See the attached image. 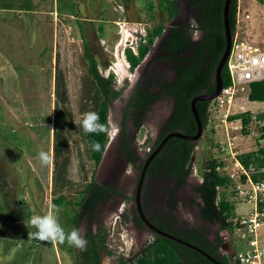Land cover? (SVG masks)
<instances>
[{"label": "rangeland", "instance_id": "374dc122", "mask_svg": "<svg viewBox=\"0 0 264 264\" xmlns=\"http://www.w3.org/2000/svg\"><path fill=\"white\" fill-rule=\"evenodd\" d=\"M4 1L6 6L0 10V76L5 79L3 85L0 81V264H75L77 247L67 242L53 245L29 239V232L35 231L29 221L34 215H44L59 209L58 219L66 232L78 228L85 237L90 225L86 215L80 218L78 226L75 223L80 209L78 203L83 198V185L79 184L67 191L62 206L53 202L57 197L53 192V174L55 122L57 116L60 117L59 120L62 119L59 109H67V119L60 122L75 125L69 135V177L77 183L82 182L83 170L80 172L79 154H82L87 163L89 179L93 167L86 156V143L80 126L84 115L82 106L88 72L86 43L90 45L91 57L97 60L101 72L106 76L111 72L115 73L114 87L120 91V96L110 102V121L116 132L106 158L107 165L100 168L95 178L99 182L109 179L111 168L114 167L112 163L117 161L118 172L121 173L118 187L130 196L128 201L117 197V209L112 211L109 218L103 214L99 219L111 231L110 243L117 253H123L127 257L137 254L142 247L131 222L136 214L135 189L141 162L134 166L125 160L120 161L117 138L128 99L138 81L143 77L150 79L160 72H165L170 77L174 74L171 62L159 59L164 40L161 36L155 39L150 54L137 69H130L125 55L126 47L136 49L138 43L147 37L148 29H152L163 18L159 11V1ZM186 1L190 0H180L181 12L172 22L166 21L167 27L186 19L193 24L197 23L190 16ZM236 31L240 36L264 47V0H238ZM199 37L200 33L194 31L193 38ZM58 81H62L65 87L67 102L64 105L61 96L56 93ZM172 105V99L164 97L150 109L138 131L132 126L128 128L131 144L142 159L148 155L160 136L163 123L158 125L155 122L159 112H163L166 118ZM250 105L253 108L258 105V108H254L258 112L264 109V103L248 102L247 107ZM218 122L222 124L219 131L209 125L196 141L187 192L181 194L177 191L181 207L187 205L190 197L199 201L195 187L203 181L207 160H223V172L233 166L231 149L225 144V150H219L220 140L224 143L229 139L235 140L237 147L234 150L237 153L254 150L259 144H264V139L260 138V124L256 120L250 125L249 133H245L241 127L233 128L231 121ZM148 137L151 138L149 143ZM41 150L52 155L50 166L41 165L38 159V152ZM161 180L162 191L164 187L174 184L167 179ZM230 189L219 188L220 195ZM153 190L151 194L155 196L156 190ZM157 205L161 209L165 207L161 202ZM108 207L105 206L102 212ZM194 214L189 212L186 216L194 221ZM124 216L128 217L127 222H124ZM179 224L183 227L190 226L186 223ZM93 225L94 223L92 228ZM146 235L151 237L154 233L145 229L141 237ZM222 235L225 246L220 253L234 251L229 234L224 232ZM114 259L115 256L109 257L107 263H112Z\"/></svg>", "mask_w": 264, "mask_h": 264}, {"label": "trees", "instance_id": "16d2710c", "mask_svg": "<svg viewBox=\"0 0 264 264\" xmlns=\"http://www.w3.org/2000/svg\"><path fill=\"white\" fill-rule=\"evenodd\" d=\"M130 1V0H125ZM159 11L163 18L152 29H148L147 37L138 43L136 49L132 46L125 48L126 59L133 71L149 53L155 39L161 36L167 28L166 21H172L179 12L180 0H158ZM192 7H198L196 13V24L189 20L176 23L171 26L164 38L161 49L162 54L159 59L170 61L173 69V76H167L165 72L157 75L154 79L143 77L135 85L129 98L124 113V126L127 120L133 119L137 129L143 125L144 115L149 105L160 99L163 93L174 99V111L169 118L166 126L160 134L157 142L150 149L148 155L161 143L163 138L171 131L181 130L187 134L197 132V121L192 111V100L195 96L202 93H212L215 90L216 67L223 55L226 47V35L224 26V6L225 0H193ZM229 21L233 34L238 25V0H232L229 9ZM200 31L202 35L198 39L193 38V32ZM90 45L85 44V60L87 63V76L85 79L86 93L83 97L84 103L82 110L84 113L94 111L99 114L100 122L110 124L108 121L110 102L120 96V91L115 89V73L111 72L108 76L104 75L95 58L91 57ZM145 75V74H144ZM223 84L231 82L230 72L227 64L222 72ZM155 88V90H153ZM57 95L61 96L63 105L67 102V95L62 81L57 82ZM251 100L264 101V79L254 81L251 84L249 93ZM210 101L198 100L197 110L202 123L205 127L210 125L208 106ZM62 119H67L65 112L67 109H59ZM69 111V110H68ZM69 115L71 113L69 111ZM240 117L243 123V131L250 132V125L254 120L260 124V138L264 139V110L252 117L250 112L232 115L230 119ZM60 117L56 118V142L54 145L55 168L53 174V192L57 197L53 202L57 206L65 203V194L77 185H83L81 193L82 200L78 203L80 209L76 214L75 223L78 226L80 218L88 216L89 224L92 225L99 212V205L106 202L107 198L113 194L122 196L129 200L130 196L118 190L116 186L100 183L96 180L98 165L102 159L105 148L109 142V136L105 133L83 134L86 143V156L93 163L91 176L86 170V161L82 154H79L80 172L83 170L82 182L77 183L69 177L70 164V138L71 128L74 123H61ZM151 140L147 139V143ZM99 142L102 146L100 152H93L90 145ZM195 141L186 140L180 137H171L150 162L147 173L155 172L161 168L166 179L174 182L169 186L168 207L169 211L164 212L170 218L172 224L166 225V221L159 217L154 218L160 227L166 231L178 235L202 248L209 254L216 257L223 264H238L235 260V253L219 255L220 248L224 243V238L220 236L221 231H232L231 217L235 214V206L230 202L226 195L227 191L220 195L219 188H226L230 180L226 172L218 169L223 166L224 161L218 158H211L206 161V170L203 181L195 187L196 194L200 198L197 201L204 219L219 225L218 236L213 241H207L204 234L192 233L179 229L175 226L176 195L175 188L191 172ZM124 149L129 152V159L132 165L137 166L141 162V169L147 159L141 158L130 147L129 142H125ZM237 157L247 167L254 166L256 169L264 167V144H259L258 148L250 151L238 153ZM254 179H258L261 173H254ZM190 202L195 199L190 197ZM163 210V209H161ZM155 219V220H154ZM128 217L124 216V222ZM137 225L141 226L144 220L139 217L135 219ZM111 231L102 223H98L96 230L90 228L85 233L87 241L86 248H78L79 264H108L107 260L111 256L115 259L110 264H216L198 250L191 248L168 236L158 234L148 241V246L144 252L139 253L135 258H126L123 253H117L110 243Z\"/></svg>", "mask_w": 264, "mask_h": 264}, {"label": "built area", "instance_id": "2783aa9c", "mask_svg": "<svg viewBox=\"0 0 264 264\" xmlns=\"http://www.w3.org/2000/svg\"><path fill=\"white\" fill-rule=\"evenodd\" d=\"M226 64L231 82L223 84L208 106L209 123L216 131L222 125L218 121H231L233 128H242V119H230L232 115L250 112L256 118L258 111L251 105L247 107V103L257 101L250 99L251 84L264 79V47L236 31ZM225 144L231 149L233 160V166L226 171L230 180L226 189L231 188L226 197L235 206V214L230 219L233 230L229 231L235 249L234 260L238 264H264V167L245 166L234 150L237 147L235 140L229 139L226 143L220 140L218 149L225 150ZM218 169H221L220 165ZM254 173H261V176L254 179Z\"/></svg>", "mask_w": 264, "mask_h": 264}, {"label": "flooded vegetation", "instance_id": "af4514ba", "mask_svg": "<svg viewBox=\"0 0 264 264\" xmlns=\"http://www.w3.org/2000/svg\"><path fill=\"white\" fill-rule=\"evenodd\" d=\"M185 1V0H184ZM193 0H190L189 2H185V5H186V7H188V9L190 10V16H192V17H194V19L196 20V13L199 11V9H198V7H192L190 4H191V2H192ZM180 12H181V7H180V10H179V12L175 15V17H177L179 14H180ZM174 17V18H175ZM173 18V19H174ZM187 20V19H186ZM173 21V20H172ZM171 21V22H172ZM199 33H200V37H201V35H202V32H200L199 31ZM199 37V38H200ZM162 45V44H161ZM161 51H162V49H161ZM162 61H163V59H161ZM156 61H160V60H156ZM162 72H160V73H157V74H154V75H152L151 77H150V79H154L157 75L159 76L160 74H161ZM145 74H147V73H145ZM168 76V75H167ZM153 90H155V88L153 89ZM132 94V93H131ZM131 96V95H130ZM164 97H167V98H170V99H172V102H173V105H172V109H171V112H170V114L165 118V114L163 113V112H159V114H158V116H157V121H155L158 125H160V123H163V125H162V127H161V132H160V134L162 133V131H163V129H164V127L166 126V124H167V122H168V120H169V118L171 117V115H172V113H173V111H174V99L171 97V96H169V95H167L166 93H163L162 94V96H161V98L160 99H158V100H156V101H154V102H152L150 105H149V107H148V109L146 110V113H145V115H144V120H143V122L145 121V119L148 117L147 115H148V112L150 111V109H152L160 100H162ZM130 98V97H129ZM128 101H129V99H128ZM128 104V103H127ZM125 113V112H124ZM124 113H123V119H122V123H121V126H120V131H119V133H118V138H117V145H118V150H119V155H120V161H123V160H125L126 162H129L130 164H131V162H130V159H129V152L128 151H126V149H124L123 147H124V144H125V142L127 141V142H129V144H130V147L132 148V149H134V151L137 153V151H136V149H135V147H133L132 146V144H131V139H130V137H129V135H128V128L130 127V126H132L133 128H134V130H136V131H138L139 129H137L136 128V126H135V123H134V121H133V119H130V120H127V122H126V126H125V131H126V133L125 132H123V126H124ZM156 119V118H155ZM138 154V153H137ZM148 156V155H147ZM107 160V159H106ZM105 160V162H104V164L102 165V166H106L107 165V161ZM117 162V161H116ZM112 163V165L114 164V167L112 166V168H111V177L109 178V179H104L102 182H100V183H103V184H108V183H110L111 185H113V186H116V188L118 189V190H120L119 189V187H118V182H119V176H120V174H119V169H118V164L117 163ZM100 164V163H99ZM115 165H116V167H115ZM122 165H123V163H122ZM122 165H120V167H123ZM101 165H98V168H97V173L96 174H98V172H99V170H100V168L102 167ZM122 171V170H121ZM140 176V175H139ZM138 179H139V177H138ZM161 179H163V181L166 179V177H165V175H163V173H162V170H161V168H159L157 171H155V172H148L147 174H146V177H145V181H144V184H143V188H142V194H141V206H142V208H143V211H144V213H145V215L151 220V222L153 223V224H155L156 226H158V227H160V224L158 223V222H154L153 221V217L154 218H157V217H159L160 219H163L164 221H166V225L168 226V225H170V224H172V222L170 221V218H169V216L167 215V214H165L164 212H167V211H169V207H168V198H169V193H168V189H169V185L167 186V187H164V189H163V191H162V188L163 187H161V184H160V181H162ZM155 181H156V183H157V185H155ZM158 181H159V183H158ZM190 181H191V179H190V174H188L185 178H184V180L180 183V184H178L177 186H176V188H175V195H176V201H175V203H176V209H175V222H176V224H175V226L177 227V228H179V229H182V230H186V231H191L192 233H197V231L198 230H200V233L199 234H204L205 235V238H206V240L207 241H213L214 240V238L215 237H217L218 236V231H219V225L217 224V223H213V222H211V221H209V220H207V219H204L203 217H202V214H201V209H200V207H199V205L197 204V200H196V198H194L195 199V201L194 202H190V198L188 199V203H187V205L186 206H184V207H181V206H179V197H178V195H177V191H179L181 194H183V193H186L187 192V189H188V186H189V183H190ZM202 182V181H201ZM138 183V182H137ZM152 185H154V186H152ZM197 186V185H196ZM153 188L156 190V194H155V196H152V192L154 191L153 190ZM136 189H137V186H136ZM136 189H135V201H136ZM120 191H122V190H120ZM122 192H124V191H122ZM195 192H196V190H195ZM125 193V192H124ZM126 194V193H125ZM128 195V194H127ZM197 195V194H196ZM120 197V198H123L122 196H119V195H117V194H113V195H111V196H109L108 198H107V200H106V202L105 203H103V204H100L99 205V209H98V212H99V214H98V216H97V218H96V220H95V222L94 223H97L98 224V222L100 223L101 222V220L99 219L100 218V216L102 215V209L106 206V207H108L109 209H112V211L113 210H115V209H117L116 208V199H118V198ZM199 198V197H198ZM124 199V198H123ZM125 200V199H124ZM199 200H200V198H199ZM125 201H128V200H125ZM159 202H161V203H164V209L163 210H161V208L157 205ZM119 207V206H118ZM196 207H197V210H196ZM135 211H136V214L133 216V218H132V222H131V225H132V227L137 231V236H138V238H142L141 237V235H143V232H144V230L145 229H147V231L149 232H152V233H154V236L152 235V237L151 238H153V237H155V236H157L159 233H157L156 231H154L150 226H148L145 222L143 223V224H141V226H139V225H137V223L135 222V219L136 218H139V217H141L142 218V216H141V214H140V211H139V207H138V204H137V201H136V209H135ZM197 213H196V212ZM189 212H194L195 214H194V221H191L186 215H187V213H189ZM108 217V216H107ZM109 218V217H108ZM143 219V218H142ZM155 220V219H154ZM199 220H201L202 221V224H200V221ZM179 223H182V224H188V225H190L189 227H187V226H180V224ZM214 227H215V229H214ZM160 228H162V227H160ZM162 229H164V228H162ZM165 230V229H164ZM228 233L229 234V236H230V233H229V231L228 230H226V231H221L220 232V236L221 237H223V233ZM171 233V232H170ZM199 234L197 233V235L199 236ZM176 235V234H175ZM196 235V234H195ZM196 235V236H197ZM178 236V235H177ZM150 238V239H151ZM224 238V237H223ZM150 239L149 240H147L146 242H144L143 243V245H142V249L140 250V251H138V253L137 254H135V255H132V256H129V257H127L126 255H124L126 258H135L139 253H141V252H144L145 251V249L147 248V246H148V241H150ZM231 241H232V239H231ZM232 245H233V241H232ZM225 246V241H224V243L222 244V246H221V248H220V251H219V255L220 256H222L223 254H226V255H228V254H230V253H232V252H226V253H220L221 252V250H222V248ZM232 249H233V246H232Z\"/></svg>", "mask_w": 264, "mask_h": 264}, {"label": "water", "instance_id": "95a60500", "mask_svg": "<svg viewBox=\"0 0 264 264\" xmlns=\"http://www.w3.org/2000/svg\"><path fill=\"white\" fill-rule=\"evenodd\" d=\"M231 1L232 0H225V6H224V26H225V35H226V47H225V50L223 52V55L222 57L220 58L218 64H217V67H216V75H215V90L212 92V93H202V94H199L197 96H195L192 100V111L194 113V116H195V119L197 121V132L193 135L191 134H187V133H184L182 132L181 130H175V131H171L169 132L164 138L163 140L161 141V143L148 155L142 169H141V172H140V176H139V179H138V183H137V189H136V201H137V204H138V207H139V211H140V214L144 220V222L150 226L154 231H156L157 233L161 234V235H165V236H168L174 240H177L178 242H181L191 248H194L196 250H198L200 253H202L203 255H205L208 259H210L211 261H213L214 263L216 264H223L220 260H218L216 257H214L213 255L209 254L208 252H206L205 250H203L202 248L198 247L197 245H195L194 243L190 242V241H187L173 233H170L158 226H156L155 224H153L151 222V220L145 215L144 211H143V208L141 206V194H142V188H143V184H144V181H145V177H146V174H147V169H148V166L150 164V162L152 161V159L159 153V151L162 149V147L164 146V144L173 136H176V137H180V138H183V139H186V140H191V141H197L199 140L202 135H203V132H204V129H205V126L203 125L202 123V120L199 116V113H198V110H197V106H196V102L198 100H206V101H210L212 100L213 98H215L221 91L222 87H223V79H222V72H223V69L226 65V62H227V59H228V56L230 54V51H231V46H232V40H233V32H232V29H231V26H230V21H229V9H230V5H231ZM171 26H173V23L171 25H169L163 32V34L161 35V38L164 39L168 33V31L170 30ZM151 51V49H150ZM150 51L149 53L146 55V57L144 58V60L148 57V55L150 54ZM143 60V61H144ZM142 61V62H143ZM141 62V63H142ZM141 63L139 65H141ZM138 65V66H139ZM137 66V67H138ZM137 67L135 69H137ZM108 121L111 125V121H110V108H109V115H108ZM112 141H113V137L109 138V142L105 148V151H104V154L102 156V159L100 161V164L99 165H103L109 152H110V148H111V145H112Z\"/></svg>", "mask_w": 264, "mask_h": 264}, {"label": "clouds", "instance_id": "9594fccd", "mask_svg": "<svg viewBox=\"0 0 264 264\" xmlns=\"http://www.w3.org/2000/svg\"><path fill=\"white\" fill-rule=\"evenodd\" d=\"M80 126L86 134L105 133L111 138L116 132L110 124L101 123L99 114L94 111L84 113ZM90 148L93 152H100L102 146L99 142H93ZM38 159L42 166H50L53 161L52 155L43 150L38 152ZM58 212L59 209H57L56 212L49 211L44 215L32 216L29 223L35 231L29 232V239L50 242L53 245L67 242L71 246L84 250L87 241L81 235V230L74 228L70 232H66L59 222Z\"/></svg>", "mask_w": 264, "mask_h": 264}, {"label": "crops", "instance_id": "0c3cea01", "mask_svg": "<svg viewBox=\"0 0 264 264\" xmlns=\"http://www.w3.org/2000/svg\"><path fill=\"white\" fill-rule=\"evenodd\" d=\"M6 5H5V1L4 0H0V10H3V8L5 7ZM0 73H1V71H0ZM12 76V75H11ZM13 77V76H12ZM14 78V77H13ZM0 81H2V85L4 84V82H5V79L3 78V77H1L0 76ZM0 85H1V82H0ZM255 103H264V101H259L258 102V100L255 102ZM254 103V104H255ZM259 106L258 105H255V107L254 108H258ZM264 109H261V111H263ZM106 211H104V212H102V215L104 214V216H108V217H110L111 216V213H112V209H109V208H107V209H105ZM101 215V216H102ZM90 226V227H89ZM90 228H92V226L91 225H88V228L86 229V232L90 229ZM96 228H97V223H94V225H93V230H96ZM85 232V233H86ZM152 237V236H151ZM151 237H149L148 235H146V236H144V237H142V238H138L139 239V244H140V246L142 247V245H143V243L144 242H146L147 240H149ZM85 238V237H84ZM137 244H138V242H137ZM233 246V248H234V244L232 245ZM69 251H72L71 249L69 250ZM232 252H234V251H232ZM77 254V253H76ZM78 258H79V256L78 255H75V264H79V262L78 261H80V259L78 260Z\"/></svg>", "mask_w": 264, "mask_h": 264}]
</instances>
